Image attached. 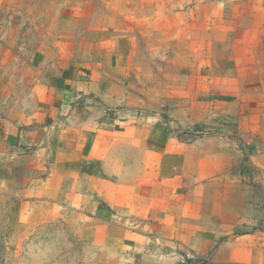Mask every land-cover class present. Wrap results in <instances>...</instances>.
<instances>
[{
	"label": "crops",
	"instance_id": "obj_1",
	"mask_svg": "<svg viewBox=\"0 0 264 264\" xmlns=\"http://www.w3.org/2000/svg\"><path fill=\"white\" fill-rule=\"evenodd\" d=\"M245 67L264 0H0V197L30 224L90 217L97 264H264Z\"/></svg>",
	"mask_w": 264,
	"mask_h": 264
},
{
	"label": "rangeland",
	"instance_id": "obj_2",
	"mask_svg": "<svg viewBox=\"0 0 264 264\" xmlns=\"http://www.w3.org/2000/svg\"><path fill=\"white\" fill-rule=\"evenodd\" d=\"M25 26L27 34L20 39L26 45L22 55L45 56L46 52L29 50L43 47L48 37L40 36V30L30 31L27 24ZM221 70L224 72L217 69ZM243 71L247 76H255L259 84L264 82V67H245ZM16 207L9 197H0V264L98 263L100 251L90 217L74 210L49 221L37 215L35 225L19 218Z\"/></svg>",
	"mask_w": 264,
	"mask_h": 264
},
{
	"label": "built area",
	"instance_id": "obj_3",
	"mask_svg": "<svg viewBox=\"0 0 264 264\" xmlns=\"http://www.w3.org/2000/svg\"><path fill=\"white\" fill-rule=\"evenodd\" d=\"M201 132H198L197 134H200Z\"/></svg>",
	"mask_w": 264,
	"mask_h": 264
}]
</instances>
